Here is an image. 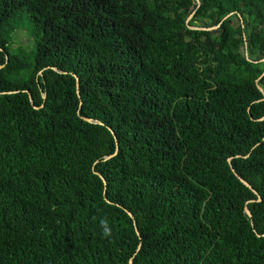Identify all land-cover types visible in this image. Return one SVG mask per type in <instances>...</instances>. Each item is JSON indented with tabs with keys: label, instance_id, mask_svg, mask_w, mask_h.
<instances>
[{
	"label": "trees",
	"instance_id": "obj_1",
	"mask_svg": "<svg viewBox=\"0 0 264 264\" xmlns=\"http://www.w3.org/2000/svg\"><path fill=\"white\" fill-rule=\"evenodd\" d=\"M263 58L264 0H0V264H264Z\"/></svg>",
	"mask_w": 264,
	"mask_h": 264
},
{
	"label": "rangeland",
	"instance_id": "obj_2",
	"mask_svg": "<svg viewBox=\"0 0 264 264\" xmlns=\"http://www.w3.org/2000/svg\"><path fill=\"white\" fill-rule=\"evenodd\" d=\"M25 26H27V25H25ZM13 39H14V44H13L14 47L24 46L27 49H30L31 45L33 44V39L31 38V35H30L28 29H25V28L19 30L15 34Z\"/></svg>",
	"mask_w": 264,
	"mask_h": 264
},
{
	"label": "water",
	"instance_id": "obj_3",
	"mask_svg": "<svg viewBox=\"0 0 264 264\" xmlns=\"http://www.w3.org/2000/svg\"><path fill=\"white\" fill-rule=\"evenodd\" d=\"M194 15V13H192L188 18H187V23L190 21V19L192 18V16ZM228 16H226L225 18H227ZM224 18V19H225ZM217 26H215V28H216ZM199 28H202V29H209V28H206V27H199ZM214 28V27H213ZM261 61H264V58L261 60ZM75 76H76V74H74ZM264 75V72H263V74L261 75V77ZM77 77V76H76ZM260 89L262 90V87L260 86ZM77 92H79V82H78V77H77ZM31 99H32V97H31ZM229 162H230V165H231V167L233 168V165H232V163H231V158H229ZM241 180L247 185V186H249V187H252V185L247 181V180H245L244 178H242L241 177ZM253 188V187H252ZM261 198L259 197V199L258 200H260ZM245 210H246V212L248 213V215L249 216H251L252 215V213H251V211H250V209L246 206L245 207ZM131 215H132V213L130 212V211H128ZM131 262H132V260H130Z\"/></svg>",
	"mask_w": 264,
	"mask_h": 264
},
{
	"label": "clouds",
	"instance_id": "obj_4",
	"mask_svg": "<svg viewBox=\"0 0 264 264\" xmlns=\"http://www.w3.org/2000/svg\"><path fill=\"white\" fill-rule=\"evenodd\" d=\"M102 224V236L105 238H110L112 236V229L108 226L107 221H101Z\"/></svg>",
	"mask_w": 264,
	"mask_h": 264
}]
</instances>
